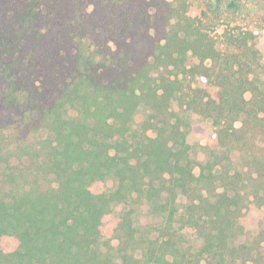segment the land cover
Instances as JSON below:
<instances>
[{
  "label": "trees",
  "instance_id": "trees-1",
  "mask_svg": "<svg viewBox=\"0 0 264 264\" xmlns=\"http://www.w3.org/2000/svg\"><path fill=\"white\" fill-rule=\"evenodd\" d=\"M80 1L0 0V264H264V0ZM135 193L164 217L138 247Z\"/></svg>",
  "mask_w": 264,
  "mask_h": 264
},
{
  "label": "rangeland",
  "instance_id": "rangeland-1",
  "mask_svg": "<svg viewBox=\"0 0 264 264\" xmlns=\"http://www.w3.org/2000/svg\"><path fill=\"white\" fill-rule=\"evenodd\" d=\"M90 10V7L86 6L80 0H59V7L55 11V15L58 18L65 19L68 22H73L78 19V17L84 14L85 11ZM200 11V5L193 4L190 8V14H198ZM262 15V16H261ZM244 15L241 14L242 22L248 24L255 29L257 36L255 38L256 46L259 49L264 62V15ZM258 81L260 85L264 83V71L258 74ZM245 97L249 98L250 93L246 92ZM175 110H179L182 115H190V122L195 128V135L193 136V147L192 156L198 161H203L207 155L206 140L210 132L209 122L203 119L201 116L195 113H189L178 108L177 104L174 103ZM146 111L143 108H139L135 114L133 121L131 123V128L135 129L139 126L140 122L144 119ZM198 171V168L195 169ZM116 180L112 177L108 178L105 182L104 189L112 190L115 188ZM113 213L116 216L122 215L125 211L129 210L132 218V223L135 228L136 243L135 247L139 246L142 241L153 237L159 227L162 226L164 217L161 214L155 212L152 206L149 204L147 199L143 194H133L127 201L115 203L112 206ZM264 225V219L262 221ZM254 232L248 234L246 237L239 238L240 241L251 237ZM138 250V249H137ZM138 252V251H137Z\"/></svg>",
  "mask_w": 264,
  "mask_h": 264
}]
</instances>
